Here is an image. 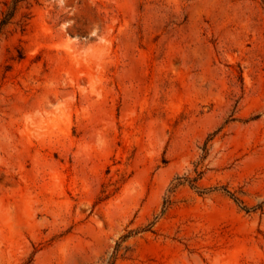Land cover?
Masks as SVG:
<instances>
[{"label": "rangeland", "instance_id": "obj_1", "mask_svg": "<svg viewBox=\"0 0 264 264\" xmlns=\"http://www.w3.org/2000/svg\"><path fill=\"white\" fill-rule=\"evenodd\" d=\"M0 264H264V0H19Z\"/></svg>", "mask_w": 264, "mask_h": 264}, {"label": "trees", "instance_id": "obj_2", "mask_svg": "<svg viewBox=\"0 0 264 264\" xmlns=\"http://www.w3.org/2000/svg\"><path fill=\"white\" fill-rule=\"evenodd\" d=\"M18 1L19 0H12V3H11L9 10L4 14L3 18L0 21V31L3 28V26L8 23L9 19L13 16L14 11L17 7ZM191 181H195V179H192ZM191 185H193V184L191 183ZM127 236L128 235H124L122 239H125ZM119 250H120V243H117L115 248H114V253L111 256L112 261H113V259H115Z\"/></svg>", "mask_w": 264, "mask_h": 264}]
</instances>
